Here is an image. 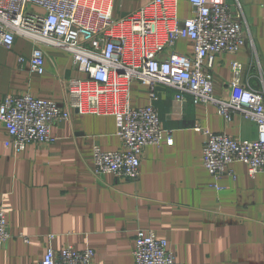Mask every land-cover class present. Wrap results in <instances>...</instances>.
I'll return each instance as SVG.
<instances>
[{
  "label": "crops",
  "instance_id": "0c3cea01",
  "mask_svg": "<svg viewBox=\"0 0 264 264\" xmlns=\"http://www.w3.org/2000/svg\"><path fill=\"white\" fill-rule=\"evenodd\" d=\"M152 1L114 0L113 17L126 18ZM235 1L229 0L233 8ZM238 1L248 23L246 44L235 55L216 56L210 70L214 94L225 100L232 95L235 62L243 65L242 83L264 92V0ZM177 15L192 16L189 0H179ZM33 50L22 36L11 50L0 45V105L7 96L31 94L66 107L69 82L85 76L73 68L72 56L55 46L45 48V73L34 74L28 63ZM175 50L192 54L186 40ZM156 94L166 134L160 146L144 148L137 180L93 171L95 145L105 152L123 148L115 115L71 110V120L52 127L55 143L32 144L22 152L6 147L9 135L0 123V207L12 235L0 243V264H40L49 247L92 249L93 264H135L139 230L167 240L179 263L264 264V171L251 178L244 164L235 163L234 176L224 175L219 191L203 164L205 135L196 130L255 141L256 124L240 114L228 123L213 105L178 102L165 86ZM149 97L148 86L132 83V108L147 106Z\"/></svg>",
  "mask_w": 264,
  "mask_h": 264
},
{
  "label": "built area",
  "instance_id": "2783aa9c",
  "mask_svg": "<svg viewBox=\"0 0 264 264\" xmlns=\"http://www.w3.org/2000/svg\"><path fill=\"white\" fill-rule=\"evenodd\" d=\"M114 0H0V45L11 50L18 36L34 45L28 60L37 75L46 71L45 48L55 46L72 56L73 68L84 79L69 82V101L60 107L53 101L31 94L7 96L0 105V123L7 129L5 145L15 152L29 145L55 143L52 127L78 114L115 115L123 148L105 152L93 147V171L117 178L137 180L145 147L160 146L165 138L156 90L165 86L175 91L178 102L210 104L226 122L235 114L256 124L255 141L238 142L226 134L203 132V164L218 185L242 163L251 178L264 171V92L242 83L243 65L232 64V95L217 98L210 70L216 56L237 54L246 44L248 23L238 0H189L192 16L178 18L179 0H153L123 19H114ZM180 40L190 42L191 55L175 50ZM252 42V41H251ZM26 59L20 58L24 64ZM134 82L150 88V103L141 108L130 105ZM168 144H173L171 132ZM234 176L233 173H231ZM12 238L7 213L0 207V243ZM25 241L28 240L25 238ZM135 264H183L177 262L167 240L152 231L139 230L133 252ZM92 249L49 247L40 264H93Z\"/></svg>",
  "mask_w": 264,
  "mask_h": 264
}]
</instances>
